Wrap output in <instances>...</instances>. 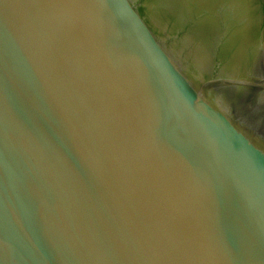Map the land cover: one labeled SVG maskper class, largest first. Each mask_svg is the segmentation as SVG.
I'll return each instance as SVG.
<instances>
[{"label": "water", "instance_id": "obj_1", "mask_svg": "<svg viewBox=\"0 0 264 264\" xmlns=\"http://www.w3.org/2000/svg\"><path fill=\"white\" fill-rule=\"evenodd\" d=\"M0 264H264V0H0Z\"/></svg>", "mask_w": 264, "mask_h": 264}]
</instances>
